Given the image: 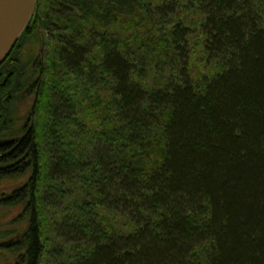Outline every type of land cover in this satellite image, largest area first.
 Instances as JSON below:
<instances>
[{
    "label": "trees",
    "instance_id": "16d2710c",
    "mask_svg": "<svg viewBox=\"0 0 264 264\" xmlns=\"http://www.w3.org/2000/svg\"><path fill=\"white\" fill-rule=\"evenodd\" d=\"M10 55L19 264H264V0H38Z\"/></svg>",
    "mask_w": 264,
    "mask_h": 264
},
{
    "label": "flooded vegetation",
    "instance_id": "af4514ba",
    "mask_svg": "<svg viewBox=\"0 0 264 264\" xmlns=\"http://www.w3.org/2000/svg\"><path fill=\"white\" fill-rule=\"evenodd\" d=\"M41 54V48L39 49V52L37 53L36 57L33 59L32 64L30 65V70L34 71L36 67L38 66L40 59L38 58ZM39 55V56H38ZM16 60L13 58V56H9L6 61L0 66V74H3L6 71V75L9 76V78H12V74L14 71L17 70V76L15 79V84L13 85V89L17 87L19 79L22 77H25L22 75L20 68L18 64H16ZM17 65V66H16ZM16 69V70H15ZM31 72V71H30ZM31 74V73H29ZM39 75H34L32 78H30L27 82L26 85L23 87L21 91V95L23 96V100L25 103L28 102L29 98H35L36 92H37V86L39 83ZM12 94V91L9 93ZM5 98L3 97L1 100L3 101ZM33 108L29 110V114L27 113L28 119H26L23 123L19 124L20 126H28L30 125V117H31V112ZM0 123V129L5 125ZM23 124V125H22ZM25 134V133H24ZM23 134H18V135H6L3 133L0 135V148L5 149L0 151V165H9L7 168L0 169V208H15L19 207L18 205H15V201L11 199L12 194L20 188L21 184L18 186H8V180H11V175L12 172L14 171L15 167L19 164L21 159L15 160L13 158L9 159L8 155H13L12 154V149L13 146L19 142L23 138ZM7 139H15L11 140L9 142H4ZM20 215V214H19ZM19 215L14 219L15 223H19L17 220ZM1 217V214H0ZM4 230V224L0 223V241H7V240H12V243L8 244L7 246L2 247V249L7 250L6 252L8 253L7 256L8 259L3 263V264H18L19 261L21 260L22 253L20 251L15 252L17 249L16 243L18 242L19 238L21 237V232L20 233H3ZM3 233V234H2ZM12 252V253H11ZM17 253V256L15 255Z\"/></svg>",
    "mask_w": 264,
    "mask_h": 264
},
{
    "label": "water",
    "instance_id": "95a60500",
    "mask_svg": "<svg viewBox=\"0 0 264 264\" xmlns=\"http://www.w3.org/2000/svg\"><path fill=\"white\" fill-rule=\"evenodd\" d=\"M37 4L38 0H0V66L6 61L30 24ZM11 140L15 139H7L4 142ZM8 166L0 165V169ZM10 243L12 240L0 241V248Z\"/></svg>",
    "mask_w": 264,
    "mask_h": 264
},
{
    "label": "rangeland",
    "instance_id": "374dc122",
    "mask_svg": "<svg viewBox=\"0 0 264 264\" xmlns=\"http://www.w3.org/2000/svg\"><path fill=\"white\" fill-rule=\"evenodd\" d=\"M40 32L41 33L36 37L37 41L33 42L32 44L26 45V46L22 47L21 50H19V51H22V56L24 57L26 62H27V60H30V61L33 60L36 57L37 53L39 52L40 48L42 49V53H43L42 55L44 57L50 51V48L48 45L46 46V43L44 42L45 38L42 35V34H45V36H46L49 34V32L48 31L42 32V29H40ZM47 57L48 56H46L44 58V61L46 60ZM30 65H31V63H30ZM33 103H34V98H29L27 103H25L23 100L21 102L22 106L20 108L19 114L20 115H22V114L27 115V113L29 114L30 113L29 110L32 108ZM23 183H24L23 180L11 179V180H8L7 185L9 187L10 186H18V185L23 184ZM20 213H21L20 207H15L12 209L0 208V214H1L0 223L4 224L3 233H7V234H9V233H20L25 229V227L27 226L26 222L15 223V220H14ZM6 251L7 250L0 248V264H3L8 259V257H11V256H7L8 251L7 252ZM18 251H20V253H22V255H23V251H21L19 249L15 250V252H18ZM15 255L17 256V253Z\"/></svg>",
    "mask_w": 264,
    "mask_h": 264
}]
</instances>
